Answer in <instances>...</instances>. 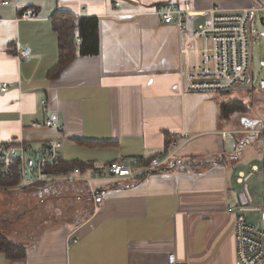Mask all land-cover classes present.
<instances>
[{
    "label": "crops",
    "instance_id": "obj_1",
    "mask_svg": "<svg viewBox=\"0 0 264 264\" xmlns=\"http://www.w3.org/2000/svg\"><path fill=\"white\" fill-rule=\"evenodd\" d=\"M248 3L0 0V83L10 85L0 93V144L25 142L32 168L45 156L49 141L61 142L62 161L101 169L121 159L144 164L181 132L192 138L172 168L144 178L41 189L51 198L46 207L59 211L73 192L83 190L75 201L86 206L87 217L80 224L61 214L52 216L56 220H14L7 237L25 247L26 256L9 260L0 252V264H167L172 255L190 264H238L235 215L228 210L238 206L241 192L226 194L223 172L200 175L187 164L214 152L219 138L225 140L220 111L225 101L186 92L181 71L195 62L200 43L193 33L205 23L207 11L240 10ZM160 4L189 12L188 29L164 24L155 14ZM56 10L97 18L100 51L76 57L52 78L59 59L51 22ZM25 49L30 58L22 61L18 53ZM53 114L60 128H33Z\"/></svg>",
    "mask_w": 264,
    "mask_h": 264
},
{
    "label": "built area",
    "instance_id": "obj_2",
    "mask_svg": "<svg viewBox=\"0 0 264 264\" xmlns=\"http://www.w3.org/2000/svg\"><path fill=\"white\" fill-rule=\"evenodd\" d=\"M247 7L240 10H222L218 7L209 9L205 23L193 33V38L199 41L200 46L195 48L197 57L194 63L185 64L181 71L182 87L188 93L222 95L252 84V40L258 35L255 27L256 18L264 14V0H248ZM5 4H7L5 2ZM155 14L164 24H177L186 31L185 22L191 14L172 4L158 6ZM78 40L76 46H79ZM20 60L30 58V50H20ZM8 83H0V93H7ZM44 111L47 103L42 102ZM58 116L53 114L44 123H33V128L58 129ZM264 136V128L255 132ZM188 132L168 138L164 151L155 157L148 167L134 172V166L140 165L138 160L121 159L100 171H84L75 169L69 174L55 173L62 164L61 142L49 141L45 144V156L37 161L35 168L36 179L27 180L25 142L18 140L7 144H0V178H12L15 165L19 164L18 172L22 176V185L19 188L36 183H53L59 181L79 182L91 184L94 181L104 180L119 183L134 178H144L148 174L169 165L177 157L180 149L191 140ZM264 171V170H263ZM248 175L240 173L238 182L243 186L239 194V204L228 211L235 215V243L238 264H264V227L259 224L248 223V213L261 212L264 224V206H253L252 196L249 195ZM167 264H190L169 257Z\"/></svg>",
    "mask_w": 264,
    "mask_h": 264
},
{
    "label": "rangeland",
    "instance_id": "obj_3",
    "mask_svg": "<svg viewBox=\"0 0 264 264\" xmlns=\"http://www.w3.org/2000/svg\"><path fill=\"white\" fill-rule=\"evenodd\" d=\"M262 18L264 19V14L256 18L255 27L258 29V35L251 43L253 89L237 88L228 94L217 95L220 101L231 102V109L234 110L231 111L228 120L224 118L222 122L223 128L227 131L226 138L224 141L221 138L216 141L214 151L216 153L210 152L207 156H201L196 161L189 162L190 172L194 171L200 175L214 169L223 172L227 181L226 194L232 192L236 195L242 192L243 186L237 181L240 173L248 175L253 172L247 185L255 207L264 206V136L255 133L264 128V39L262 40L261 37V34H264V26L261 23ZM29 156L28 153L26 159ZM36 175L35 169L27 167V180H35ZM53 186L45 188L49 189ZM14 188L8 184H0V236L7 238L11 230V222L14 220H23V218L56 220L52 216L61 214V219L72 218L70 220L80 224L88 215L86 206H80V203L75 201V197L83 194L82 189L78 194L73 192V198L69 197L66 207H62L59 211L52 205L46 207V201L50 198V195L45 193L46 189L42 191L39 187H32L15 192ZM246 219L248 223L264 227L261 222V212L248 213Z\"/></svg>",
    "mask_w": 264,
    "mask_h": 264
},
{
    "label": "trees",
    "instance_id": "obj_4",
    "mask_svg": "<svg viewBox=\"0 0 264 264\" xmlns=\"http://www.w3.org/2000/svg\"><path fill=\"white\" fill-rule=\"evenodd\" d=\"M165 4H160L158 6H162ZM157 6V7H158ZM51 22L54 31L58 35V46H59V59L57 65L50 71L49 77H56L58 76L63 68L73 59L78 56L82 57H94L98 56L100 47H99V23L97 18H80L72 13L58 11L52 15ZM78 40L80 41L79 46H76ZM224 95V94H222ZM220 111L222 119L228 120V116L231 115V102H222L220 104ZM167 142V141H166ZM7 144V143H6ZM90 144V143H86ZM158 156V155H157ZM155 156V157H157ZM145 161L144 164L140 163L139 166H146L148 167L152 160L155 158ZM174 162V161H173ZM173 162H171L167 166H163L158 170L152 172H160L162 170L170 169L173 166ZM189 164V163H188ZM34 162L28 161L26 162L27 167H34ZM109 164L107 167H109ZM19 164L15 165L14 173L12 178L10 179H3L0 178V184H8L9 186L15 187L13 191H22L32 187H39V189H46L45 187L54 185L57 183H70L69 181H59L53 183H36L28 187L19 188L22 185V176H20L18 172ZM105 167V168H107ZM75 169L80 170L81 172L84 171H100L94 163H84V162H65L62 161V164L59 168H57L54 172L55 173H64L69 174L73 172ZM146 177V176H145ZM79 183V182H75ZM42 186V187H40ZM24 220V218H23ZM0 252L5 254L9 260H20L25 258L26 256V249L22 245L11 241L8 237L0 236Z\"/></svg>",
    "mask_w": 264,
    "mask_h": 264
},
{
    "label": "water",
    "instance_id": "obj_5",
    "mask_svg": "<svg viewBox=\"0 0 264 264\" xmlns=\"http://www.w3.org/2000/svg\"><path fill=\"white\" fill-rule=\"evenodd\" d=\"M261 23L264 26V19L263 18L261 19ZM240 89H242V90L253 89V85L252 84H248V85H246L244 87H241Z\"/></svg>",
    "mask_w": 264,
    "mask_h": 264
},
{
    "label": "flooded vegetation",
    "instance_id": "obj_6",
    "mask_svg": "<svg viewBox=\"0 0 264 264\" xmlns=\"http://www.w3.org/2000/svg\"><path fill=\"white\" fill-rule=\"evenodd\" d=\"M262 40L264 39V34H261Z\"/></svg>",
    "mask_w": 264,
    "mask_h": 264
}]
</instances>
